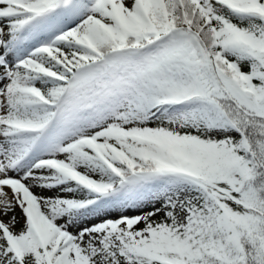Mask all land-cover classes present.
<instances>
[{"label":"snow or ice","instance_id":"snow-or-ice-1","mask_svg":"<svg viewBox=\"0 0 264 264\" xmlns=\"http://www.w3.org/2000/svg\"><path fill=\"white\" fill-rule=\"evenodd\" d=\"M0 264H264V0H0Z\"/></svg>","mask_w":264,"mask_h":264},{"label":"rangeland","instance_id":"rangeland-1","mask_svg":"<svg viewBox=\"0 0 264 264\" xmlns=\"http://www.w3.org/2000/svg\"><path fill=\"white\" fill-rule=\"evenodd\" d=\"M17 215L19 216V210H17Z\"/></svg>","mask_w":264,"mask_h":264}]
</instances>
